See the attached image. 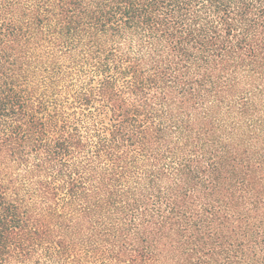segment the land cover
I'll list each match as a JSON object with an SVG mask.
<instances>
[{"label": "trees", "instance_id": "trees-1", "mask_svg": "<svg viewBox=\"0 0 264 264\" xmlns=\"http://www.w3.org/2000/svg\"><path fill=\"white\" fill-rule=\"evenodd\" d=\"M0 264H264V0H0Z\"/></svg>", "mask_w": 264, "mask_h": 264}]
</instances>
